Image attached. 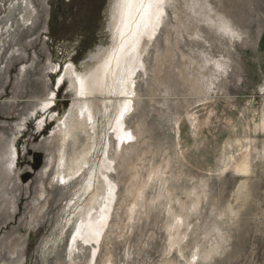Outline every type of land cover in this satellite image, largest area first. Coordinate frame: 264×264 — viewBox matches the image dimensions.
<instances>
[{
  "label": "rangeland",
  "instance_id": "obj_1",
  "mask_svg": "<svg viewBox=\"0 0 264 264\" xmlns=\"http://www.w3.org/2000/svg\"><path fill=\"white\" fill-rule=\"evenodd\" d=\"M111 4L0 0V264H88L81 242L66 247L103 156L116 203L96 264H264V0H171L135 80L123 127L134 138L116 143L118 100L90 97L94 148L60 184L91 142L72 130L62 166L57 123L76 101L58 83L111 47Z\"/></svg>",
  "mask_w": 264,
  "mask_h": 264
},
{
  "label": "bare ground",
  "instance_id": "obj_2",
  "mask_svg": "<svg viewBox=\"0 0 264 264\" xmlns=\"http://www.w3.org/2000/svg\"><path fill=\"white\" fill-rule=\"evenodd\" d=\"M169 2H171V0H112L110 8L111 47L98 58L97 63L90 68L88 72L81 74L76 71L72 64H68L69 66H67L66 73L60 78L63 82L60 88L64 85L66 78H68L75 92L76 103L74 107L76 108V114H72V116H70L72 118L69 120L66 118L64 121L60 120V124L57 123V135L59 136L60 148L58 155L62 166L66 168L65 165L67 162L64 161V158H66L65 143L73 137L72 130H84L86 134L88 133V138L91 143H87V146H84V150L75 153V155L68 160L70 163L67 164L69 167L65 172L68 171L70 174L63 176L62 172L56 171L58 174L60 173L59 176L62 175L60 184L65 185L67 183V178L69 179L70 176L73 177L77 173H81L84 166L88 164L87 156L89 152L94 148L93 144L95 142L92 140V135L88 131L90 130L92 132L93 129L95 130L93 127L95 123L94 119L96 118L92 114V107L89 102L90 100H88L90 97L93 98V96L100 94L106 97V99H112L114 97L118 100L120 107L113 128L117 141L116 143L119 147L120 145L124 147L125 143H127V145L129 144V139L134 138L132 132L123 127L125 126L126 118L129 116V111L133 109V99L136 96L137 88L135 80L143 68V53L152 42L156 40L155 36L158 27L161 26L164 28V26L166 27L167 25L166 19L168 17V12L166 7ZM219 23H217V25ZM221 28L228 35L234 33L232 27L227 25V23L223 22L219 29ZM159 30L157 33H159ZM214 66L219 68L221 65L217 62ZM59 84L60 83H58V85ZM54 95L53 90L51 96L49 95L50 97L44 101V111L52 110L53 108H51V105L55 106V102L53 101V98L55 99ZM89 126L90 129L86 130ZM64 148L65 150H63ZM7 153H9L8 155L10 156L9 163L12 164L15 151L12 148ZM107 157L103 156L101 159L102 163H100L101 166L99 165L100 168L96 171L98 174L97 187L94 186L93 175L89 176V180L86 181V190L88 191L89 197L85 206H82L83 208L80 209L76 219L73 221L74 228L66 247V252L72 256L73 250L76 249L78 245L83 247L81 245L82 243L90 252L88 264L97 263L96 260L99 258V251L104 240V235L107 232V226L111 223L109 219L111 218V212L113 211L112 209L116 198V185L112 182L110 176H108V173L113 171L111 167L112 160L110 161ZM92 173L93 172H91V174ZM175 225V231L178 232L180 225H178V223ZM173 245H175V243ZM187 264L190 263L188 262Z\"/></svg>",
  "mask_w": 264,
  "mask_h": 264
},
{
  "label": "crops",
  "instance_id": "obj_3",
  "mask_svg": "<svg viewBox=\"0 0 264 264\" xmlns=\"http://www.w3.org/2000/svg\"><path fill=\"white\" fill-rule=\"evenodd\" d=\"M260 41L257 47L258 52V63L261 68L262 76L264 77V32L260 36Z\"/></svg>",
  "mask_w": 264,
  "mask_h": 264
}]
</instances>
